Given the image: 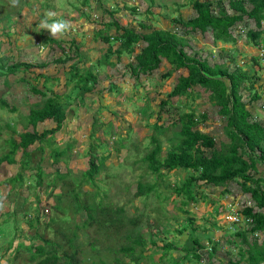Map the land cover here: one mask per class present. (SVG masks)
I'll return each instance as SVG.
<instances>
[{
    "label": "rangeland",
    "instance_id": "374dc122",
    "mask_svg": "<svg viewBox=\"0 0 264 264\" xmlns=\"http://www.w3.org/2000/svg\"><path fill=\"white\" fill-rule=\"evenodd\" d=\"M92 1L90 0L91 8L89 9L86 4L81 3V0H16L15 3L13 0H0V64L7 66L21 62L30 65L27 70L19 68L13 74L0 70V157L12 150L10 142L16 141L20 132H23L27 127L31 128L28 126L30 124L29 110L39 108L44 99L51 96L49 91L56 95H63L58 98V102L62 109H69L67 121L63 123L64 126L67 122H72L73 118L76 121L77 115L80 116L81 123L75 129L78 135L71 138L67 144L72 150L70 152L67 150L63 154L64 163L57 165L55 171L51 169L49 172L43 170L41 174L38 172L39 178L32 174L31 177H27L28 183L30 182L27 184L28 187L22 188L23 184L21 183L19 187L16 185V188H21L26 193L31 192L29 195L34 196L35 183L39 179L38 184L42 187L39 192L41 197L44 198L47 192H53L49 186H46L50 184L54 189L58 188L53 193H61L59 198L61 201L55 204L59 203L58 205L67 209L75 204L76 206L80 205L85 197L79 191H82L83 188L88 190L89 196L86 202L89 205L86 208L92 210L90 214L94 216L91 217V226L82 228L85 212L81 210L73 213L67 210L60 217L63 220L61 224L52 223L49 225V229L45 230V237L49 240H54L53 238L57 237L52 232L56 225L61 226L64 232H74L76 235L74 242H76H72L75 247L73 251L80 250V253L76 255L79 264H114L112 262L114 256L121 260L122 264H132L128 257H121L119 252L112 255V250H116L122 241L113 240L112 242V238L109 235L106 236L105 217L102 215V211L112 212L114 209H121L126 217L146 213L148 218L141 222L142 233L154 229L144 226L146 223L153 224V220L156 218L165 220L169 232L160 240L163 242L174 241L177 249L171 253L175 259L181 253L180 246L188 241V236L185 231L181 234L170 233V229H179V223L184 222V219L191 215L195 224L207 226V229L212 231L214 241L218 240V247L213 256L207 258L206 254L202 252L197 263L186 258L182 264H229L228 261L233 264H246L235 263L237 260V255L234 254L235 246L225 244L226 233L229 232L232 223H237L240 228L244 227V223L241 221L242 217L238 212L244 207L252 206L248 195L241 193L238 185L231 183L223 187H213L212 185L202 187L200 198L204 202L199 201L196 205L188 204L186 207L188 214H186L175 208L183 207L180 205V198L171 193L173 184L183 178L182 171L173 170L167 173L162 170L163 177L156 179L147 170L145 162L140 161L151 147L150 136L158 139L162 149L159 158L164 157L163 151L167 149L168 138L174 131L170 123L176 120L179 112L187 111L184 104L193 110L196 117L203 114L204 120L198 121L195 128L212 137L215 148L220 143H227L222 130L224 121L217 115V107L206 101L208 92L195 87L191 99L187 97L166 98L176 77L184 75L186 72L180 69L172 72L170 77L163 79L160 75L170 69L164 59H161L158 67L148 74L140 73L136 78L130 75L131 68L128 67L134 65L133 57L144 45L142 42L136 43L129 55L122 53L117 64L115 63L113 67H100L95 63L106 47L97 38L96 31H101L103 23L110 21L109 15L103 10L116 9L111 17L120 27L130 28L138 33H148L151 30L159 29L169 31L184 42L183 51L189 56L204 59L208 65L223 64L228 68V71L239 67L250 74L255 72L259 79L253 88L259 95V99L251 101L249 92L242 89L239 92L245 109L251 115L250 118L264 126V73L256 65H253L251 60L261 47L252 46L245 36L249 29H255L252 21L243 20L229 30L234 42H213L209 29L203 33L198 31L187 33L184 28L172 24V19L181 17L186 20L194 16L187 0ZM227 1L222 0L224 7H226ZM248 7L246 5V8ZM213 12L216 13V10ZM45 20L48 23L66 20L70 23V29L62 37H52L46 29L40 27L41 22ZM141 25H145L146 28H142ZM105 28L108 26L105 25ZM105 31L110 37L115 34L112 29H105ZM40 34L52 38L53 42L45 41ZM111 44L115 47L117 42ZM57 59L62 61L57 62ZM109 60L114 62V56H111ZM40 63H44L45 66L37 68L35 65ZM72 64L79 73L89 70L95 77L96 81L92 84L90 92L84 93L71 89L73 81H69V76ZM32 87L45 92V96L32 93ZM160 101H166L161 110L158 106ZM143 108L146 111L144 115L140 113ZM157 115L160 116L164 127H168L166 133L152 129ZM92 121L95 123L93 127ZM50 125H52L51 122L46 119L37 123L34 130L42 132L48 130ZM60 131L61 129L57 132ZM57 132L52 135L53 138ZM68 137V134H63V142H66L64 140ZM43 141L44 145H47L45 140ZM63 142L62 144L65 146ZM90 144L96 145L95 156H105L95 177V187L92 188H89L88 184H84V177L81 176V172L88 166L86 161L89 157L86 151ZM58 148L62 149L60 146ZM97 148L98 150H96ZM67 154L73 160L65 157ZM17 156L21 155L16 151L13 158L16 159ZM27 167L25 161L24 168L27 169ZM257 169L258 172L254 173V177H264V165L258 164ZM57 170L58 172H56ZM65 172H67L65 175L69 176L61 175ZM24 176L23 181L27 180ZM137 180L150 184H155L157 181L156 193L159 198H156L152 193L146 197H136L134 192ZM65 182L69 184V187ZM2 186L1 184L0 190L4 192ZM67 188H69L68 192ZM224 188L228 193L222 194ZM72 190L74 193L69 196ZM92 192H97L94 201H92ZM0 194L4 196L3 193ZM49 196L51 198L45 197L48 198V202H45L46 205L47 203L51 205V201L55 199L51 194ZM72 196L76 199L72 200ZM36 202L34 200L32 205ZM34 206L32 210H34ZM213 207L217 208L216 214L213 213ZM9 209L6 207L0 216V263L24 264L22 257L27 256L28 253L22 247L30 244V236L33 234L28 225L33 223L34 219L29 220L31 213H28L27 220L29 221H25V224L21 225L17 220L20 218H15L16 216L12 215ZM154 209L157 210L152 212ZM210 223H214L216 227L212 229ZM74 224L80 225V227L74 228ZM37 225L34 227L35 229H38L39 224L37 223ZM186 230L190 232L189 227H186ZM117 238L118 236L115 235L114 239ZM259 238H262L261 234ZM250 239L248 237V241ZM33 240L35 241L32 244L40 243L35 237ZM234 240L237 242L236 239ZM200 243L203 246L208 245L202 239ZM161 244V241L157 242L158 246ZM13 245V254L18 255L15 259L5 251L6 248L13 247ZM149 247L150 244L147 243L143 255L150 253ZM17 248V253H14ZM242 248L245 249V246ZM59 252H61L60 249L57 253ZM159 255L158 251L153 254V262L166 264L165 259L158 261ZM135 264L151 263L144 257Z\"/></svg>",
    "mask_w": 264,
    "mask_h": 264
},
{
    "label": "trees",
    "instance_id": "16d2710c",
    "mask_svg": "<svg viewBox=\"0 0 264 264\" xmlns=\"http://www.w3.org/2000/svg\"><path fill=\"white\" fill-rule=\"evenodd\" d=\"M187 1L194 12V16L186 20L181 19V17L172 19V24L184 28L187 33H194L196 31L203 33L206 29H209L213 42L219 41L224 43L234 42L229 30L236 23L246 19L251 20L255 29H249L245 33V36L252 46L261 47L264 54V0H228L226 7L223 6L222 0L213 2L209 0ZM91 2L93 1L91 0ZM91 2L90 0H81V3L86 4L89 9L91 8ZM246 5L249 7L246 8ZM115 10H103L104 13L109 15L108 19L110 21L103 23L101 31H96L97 38L106 47L95 64L100 67H113L115 63L117 64L122 53L129 55L133 51V46L138 42H142L144 45L133 57L134 65L129 66L131 68L130 75L136 78L140 73L146 72L148 74L158 67L161 59H164L170 69L160 75L163 79L170 77L172 72L180 69L186 72L184 75L176 77L174 85L166 94V98L187 97L191 99L193 89L199 87L204 92H208L206 101L217 107V115L224 121L222 130L227 143H220L215 148L214 139L195 128L198 125V121L204 120L203 114L196 117L193 110L187 108L186 104H184L187 111L179 112L176 120L170 123L174 131L172 136L168 138L169 145L163 151L164 157L159 158L162 149L158 139L150 136L149 144L151 147L140 161L145 162L147 170L156 179L163 177L162 170H165L167 173L173 170L182 171L184 176L181 181L173 184L171 193L180 198V205L185 209L181 207L175 208L186 214H188V211H186L188 204L196 205L199 201L204 202L200 198L202 187L208 185L223 187L231 183L238 185L240 192L248 195L252 206L244 207L238 212L242 217L241 221L244 223V227L240 228L237 223H232L229 232L226 233L225 244L235 246L234 254L237 255L235 263L264 264V177H254V173L258 172L257 165H264V126L250 118L251 115L245 109V104L241 101L242 98L239 92L241 89L249 92L251 94L249 100L251 101L259 99V95L253 88V85L259 79L257 74L255 72L250 74L239 67L228 71V68L223 64L208 65L204 59L189 56L183 51L184 42L169 31L159 29L151 30L148 33H138L130 28L120 27L111 17ZM215 10L216 13L213 12ZM131 11H134V9H131ZM105 25L108 28H105ZM141 27L146 28L145 25H141ZM105 29H112L115 33L114 36L110 37ZM40 36L44 37L42 34ZM44 40L53 42V39L47 36L44 37ZM111 41L113 43L117 42V45L113 47ZM111 56H114V62L109 60ZM251 60L253 65L262 70L261 59L258 54ZM60 61L62 60L57 59V62ZM35 66L41 68L45 65L44 63H40ZM29 67L30 65L21 62L7 66L0 64V70L8 74H13L19 68L27 70ZM69 81H73L71 83L72 90L87 93L90 92L92 84L95 83L96 79L89 70L79 73L72 64ZM31 92L45 96V92L38 91L34 87L31 88ZM48 93L51 96L44 99L40 108L29 110V126H31V129L23 130L17 136L16 141L10 142L12 150L0 157V164L3 162L12 163L18 160H14V153L16 151L21 152L18 171L14 177L15 183L21 181L20 173L26 170L22 165L24 159L27 157L25 149L34 142L49 140L48 135H52L58 131L63 121L64 113L61 111V105L58 102V98L63 95H56L51 91ZM165 104L166 101H160L158 103L159 109L161 110ZM144 108L140 112L143 115L146 112ZM46 119L52 120L55 126L40 133L36 132L34 130L35 125ZM94 124L93 122L92 127ZM152 129L166 133L168 127H164L160 121V116L157 115L152 124ZM95 148L96 145H89L86 151L89 157L86 161L88 166L81 173V176L84 177V184H88L89 188L95 187L96 174L99 172L98 170L105 159V156L97 157L94 155ZM206 151L208 152L206 153ZM60 154V152L57 153L56 150H52L50 157L52 160H55ZM39 176L38 174L37 177L39 178ZM38 183L39 179L36 181L37 186H39ZM156 185L157 181L155 184H150L137 180L134 195L136 197H146L152 193L156 198H159L156 193ZM46 186L50 187L51 185L47 184ZM226 193L228 191L224 188L222 194ZM96 194L93 193V197ZM60 197V194L53 197L55 199L51 207V209L53 208L52 215L46 217L44 225L61 223L63 220L60 217L67 210L73 213L82 210L86 213L82 221V228L92 225L91 217L94 216L90 214L92 210L86 208L89 205L86 202L88 200L86 194L83 196L85 200L81 201L80 205L76 206L75 204V206H69L68 209L58 205L59 203L55 204L61 201ZM71 199L75 200L76 197L72 196ZM156 210L154 209L152 212ZM213 213H217V208L213 207ZM102 215L105 217L106 236L109 235L112 238V242L113 240L122 241L116 250H112V255L119 252L121 257H128V260L132 264H135L144 257L149 263L156 264L153 262L152 257L157 251L160 252L158 261L165 259L167 261L166 264H182V261H185L186 258L197 263L201 258L202 252L209 258L213 256L218 247V240L214 241L212 231L207 229V226L195 224L192 215L185 218L184 222L179 223V229H170V233L176 232L181 234L185 231L188 236V241L183 243L179 248L181 253L177 256V259L172 257L171 253L177 249L174 241L163 242L160 240L169 232L165 220L162 221L156 218L153 220V224H150V222L146 223L144 226L154 229L153 231L148 230L142 233L141 222L143 219L146 221L148 218L146 213L126 217L121 209H114L112 212L103 210ZM53 217L56 218L54 219ZM214 223H210L212 229L216 227ZM78 227L80 225L74 224V228L78 229ZM186 227L190 228V232L186 230ZM43 229L44 232L42 231V233L38 229H35V233L30 236V239L36 236L35 239L40 241L38 245L33 246L30 243L29 246L22 247L28 253V257L24 261L32 262V264H79L76 255L80 253V250L76 247L79 251H73L75 247H73L74 244L72 242H74V238L76 237L74 232H64L61 226L56 225L52 231L53 235L57 236L53 238L54 241L45 237V230L49 229V226L46 228L44 226ZM260 234L262 238H259ZM115 235L118 236L117 239H114ZM248 237L251 238L249 241ZM201 239L205 240L208 245L203 246L200 243ZM58 240H62V243L58 244ZM158 241L162 243L160 246L157 245ZM147 243L150 244V253L143 255L142 253ZM242 246H245V249ZM59 249L61 252L57 253ZM17 251L18 248L14 253H17ZM12 258L15 259L16 257L13 256ZM112 262L114 264H122L121 260L117 259L116 256L112 257ZM227 263L233 264L230 261Z\"/></svg>",
    "mask_w": 264,
    "mask_h": 264
},
{
    "label": "crops",
    "instance_id": "0c3cea01",
    "mask_svg": "<svg viewBox=\"0 0 264 264\" xmlns=\"http://www.w3.org/2000/svg\"><path fill=\"white\" fill-rule=\"evenodd\" d=\"M61 111L65 115V117H64L65 121H67V114L69 112V109L68 108L62 109V107H61ZM49 122H51V121H49ZM80 125H81L80 116L77 115L76 121L73 118L72 122H67L65 126L62 125L60 127L61 131L57 132L55 134L54 138L53 137L49 138V139H51V142H49V140H45V143L47 145H44V141H42V142H34L33 144L29 145L25 149V154H27V157H26V159H24V162L22 164L24 166L25 161H26L28 167H27V169L25 171L20 173L21 181L18 180L19 182L15 183V181H14V177L17 174L18 167H19V160L21 159L19 156H17L16 159H14V160L18 159L17 161H13L12 163L3 162V163L0 164V185L2 184L3 185L2 187L4 189V192H3V190H0V193L4 194V196H1V194H0V216H2V211L4 209H6V207H8V208H10L9 211L12 213V215L16 216L15 218H20V220L19 219H17V220H18V223H20L21 225L22 224L24 225L25 221H29V220H33L34 219L33 223H29V225H28V228L30 230H32V234L35 233V228L34 227H36L37 223L39 224L38 230L40 231V233H42V231L44 230L43 229L44 226L46 228V227H48L51 224V223H49V224L44 225L45 222H46V221H44V219H46L47 215H49V216L52 215L51 212H52L53 208L51 209V207L53 205V201H51V203H52L51 205L48 204V203L46 205L45 202H48V198L50 197L49 196L50 194L53 197H56L57 194H61V193H56V194L53 193L54 190H58V188L54 189L53 187L50 186V188L53 190V192H51V191L47 192L45 194V197H48V198L46 199L45 197L44 198L41 197L39 192L41 191L40 189H42V187L37 186L36 183H35L36 189H35V192H33L34 196H30L29 195L31 192L30 193H26L25 191H23V189L18 188V187H19V185L21 183L23 184L22 188L28 187L27 184H30V182L28 183V181H29L28 178L31 177L32 174L37 176L38 172H40V174H41V172L43 170H47L49 172L52 169L53 171H55L56 170V166L63 162V160H62L64 158L63 154L67 150H69V152L72 150V149L70 150V146L67 145V144H69V140L71 138L76 137L78 135V132L75 129L77 127H79ZM51 126L52 125H50V127ZM71 127H72V129H70ZM38 133H40V132H38ZM63 134H68L69 135L68 139L64 140L66 142H63V139H62ZM62 142L65 144V146H63ZM41 144H43V145L41 146ZM58 146H60L62 149H59ZM52 150H56L57 153L60 152L61 156H59L58 159H56V160H52L51 157H50V152ZM17 153H19V155H21V152H17ZM65 157L69 158L70 160H73V158L69 154H67ZM56 172H58V170ZM66 173L67 172H65V173H63L61 175L62 176H69V175H65ZM23 176L27 180L23 181L22 180ZM66 184H68V183H66ZM16 185H18L17 188H16ZM68 187H69V184H68ZM68 191H69V188H67V192ZM73 193H74V191H71L69 196L72 195ZM79 193H81L83 196L85 194H86L87 197L89 196L88 195V193H89L88 190L86 191L84 188L82 189V191H79ZM93 193H97V192H92L91 195H93ZM27 195H28V197H27ZM26 197L28 198V200H27ZM95 197H96V195L93 197L92 201L95 200ZM34 200L37 201L34 204L35 206L32 205L34 203ZM33 206H34V210H32ZM44 208H46V210L48 211L47 215H45L44 212H43ZM28 213H31L29 220H27V214ZM34 237H36V236H34ZM34 241L35 240L31 239L29 242L33 243ZM57 243L61 244L62 241L60 242L58 240ZM29 245H27V246H29ZM32 245L36 246L38 244H32ZM13 248H14V245H13V247H8L5 250L6 253L9 252V254H11V255H9L11 258L14 255L13 251H12ZM14 256L16 257L18 255H14ZM27 257H28V255L22 257L23 261H24V259H27ZM6 258H9V257L6 256ZM4 263H5V261H4ZM24 264H32V262L24 261Z\"/></svg>",
    "mask_w": 264,
    "mask_h": 264
},
{
    "label": "clouds",
    "instance_id": "9594fccd",
    "mask_svg": "<svg viewBox=\"0 0 264 264\" xmlns=\"http://www.w3.org/2000/svg\"><path fill=\"white\" fill-rule=\"evenodd\" d=\"M16 2V0H13V3H15ZM54 15V14H53ZM40 27L42 28V29H46L47 31H48V33H49V35L50 36H52V37H62L63 35H65L67 32H68V30L70 29V23L68 22V21H66V20H56V21H54V22H52V23H48L47 22V20H45V21H42L41 22V25H40ZM161 30V29H160ZM61 43V42H60ZM129 68V67H128ZM264 73V72H263ZM40 108V107H39ZM38 109V108H37ZM64 117H65V115H64ZM49 121H51V123H52V126L49 128V129H51V128H53L54 126H55V124H54V122L52 121V120H50V119H48ZM64 121H65V118H63V121H62V123H61V126L63 125L64 126ZM92 123H93V121L91 122V125H92ZM29 126V125H28ZM60 126V127H61ZM26 129H30V127H28V128H26ZM60 129V128H59ZM57 132V131H56ZM1 134V133H0ZM53 135V134H52ZM52 135H48L49 136V138H52ZM19 154V153H18ZM43 212H44V214L45 215H47V210H46V208H44L43 209ZM47 216H49V215H47ZM46 217V216H45Z\"/></svg>",
    "mask_w": 264,
    "mask_h": 264
},
{
    "label": "built area",
    "instance_id": "2783aa9c",
    "mask_svg": "<svg viewBox=\"0 0 264 264\" xmlns=\"http://www.w3.org/2000/svg\"><path fill=\"white\" fill-rule=\"evenodd\" d=\"M257 54H258V56H259L260 59H261V68H262V71L264 72V54H263V50H262V48H260V49L257 51Z\"/></svg>",
    "mask_w": 264,
    "mask_h": 264
}]
</instances>
